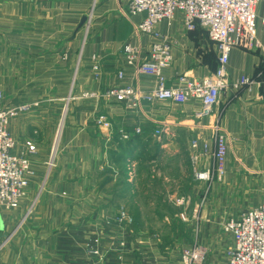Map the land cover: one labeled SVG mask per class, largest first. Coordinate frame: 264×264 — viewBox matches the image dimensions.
<instances>
[{
  "label": "crops",
  "instance_id": "obj_1",
  "mask_svg": "<svg viewBox=\"0 0 264 264\" xmlns=\"http://www.w3.org/2000/svg\"><path fill=\"white\" fill-rule=\"evenodd\" d=\"M256 12L262 48H233L227 74L229 82L259 76L260 84L226 88L214 114L199 119L200 102L144 103L138 110L106 96L118 86L157 87L154 77L123 63L126 44L139 45L143 56L151 44L149 36H137L143 18L130 13L128 0H0L3 107L39 104L10 124L14 152L23 153L28 140L37 152L29 157L35 177L28 197L17 210L0 207V243L6 239L0 264H156L162 256L154 234L139 238L137 231H153L155 220L180 223L181 212L188 215L182 229L198 227L206 261L226 264L234 237L223 223L264 198V0ZM89 15L88 33L82 27L74 37ZM156 28L172 45L167 87L216 72L218 52L203 29L186 31L181 15ZM121 69L125 77L119 80ZM101 116L110 128L99 125ZM217 119L228 138L226 175L207 186L194 178L190 140L211 141ZM136 128L139 135L123 139ZM160 129L165 132L156 136ZM211 160L206 157L199 168ZM179 198L187 204L177 206ZM121 209L133 224L108 225L106 219Z\"/></svg>",
  "mask_w": 264,
  "mask_h": 264
},
{
  "label": "built area",
  "instance_id": "obj_2",
  "mask_svg": "<svg viewBox=\"0 0 264 264\" xmlns=\"http://www.w3.org/2000/svg\"><path fill=\"white\" fill-rule=\"evenodd\" d=\"M128 1L130 13L143 18L137 27V36H149L151 44L145 56H143L142 48L133 41L126 44L122 50L123 63L126 67L135 68L139 75L154 77L157 80V87L150 91H141L133 86H118L109 89L106 96L138 110L142 109L144 103L169 102L184 105L188 102H200L202 109L197 117L203 119L214 114L222 92L226 88L231 87L235 91L252 90L255 85L260 84L259 76H242L229 82L227 66L233 48L248 51L262 48L257 37L256 12L261 0ZM176 15H181L186 31L193 32L201 28L207 33L208 39L215 43L218 52V68L210 77L200 80L183 77L180 79L181 85L167 87L165 71L173 63L172 45L167 36L156 27L162 22H171ZM90 20L91 15L87 17L83 26L86 34ZM96 58L97 56L94 57ZM124 77L125 71L121 69L117 78L122 80ZM73 87L74 83L72 90ZM90 96L92 94H85L86 98ZM4 98L0 90V207L11 212L17 210L22 201L28 197V190L35 177L29 157L37 152V148L32 141L28 140L25 142V151L16 154L14 152L16 140L10 131V124L13 119L30 112L39 104L24 103L6 109L3 107ZM98 123L107 129L111 126L106 116L99 117ZM219 124L217 119L211 141L200 138L190 140L194 178L207 186H211L214 182H222L226 175L228 138L222 133ZM164 132V129H160L155 134L161 136ZM140 133L141 129L136 128L132 133H123L122 137L129 140ZM206 157H211V163L209 167L200 169L199 166L204 163ZM205 197L206 194L200 206L204 204ZM187 202L185 198H179L175 204L182 207ZM35 204L36 200H33L26 216L32 212ZM180 216L184 222L188 219L186 212H181ZM106 223L122 228L132 225L133 217L125 209H121L118 214L106 219ZM222 230L234 237V247L228 251L226 264H264V198L259 206L242 212L238 217L227 219L222 225ZM5 245L6 239L0 243V253ZM92 253L97 254V251ZM206 257L207 249L196 241L183 249L180 263L206 264Z\"/></svg>",
  "mask_w": 264,
  "mask_h": 264
},
{
  "label": "rangeland",
  "instance_id": "obj_3",
  "mask_svg": "<svg viewBox=\"0 0 264 264\" xmlns=\"http://www.w3.org/2000/svg\"><path fill=\"white\" fill-rule=\"evenodd\" d=\"M176 212L179 213L180 210L178 209ZM147 214L149 218L150 217L153 218V215H149V211ZM177 219L178 220L180 219L179 220L180 223H177L178 221H176L174 224H170V223H164L163 221L160 222L155 220L153 225L154 229H152L153 231L143 228L141 229V226H140V230L137 231L142 233L141 235L139 234L137 235V237L139 238L140 237L152 238L153 236H151L150 234H154L155 237L153 238L156 240V243L158 244L162 256V260L157 262L156 264H181L179 259L183 249L193 245L194 242L197 241L196 237L199 231L198 227L195 226L192 231L190 230L185 231V229L184 228L182 229L180 225L184 227L185 226L184 224L185 223L188 224V222H184L181 219L180 214L176 218V220ZM131 229H133V227ZM206 264H209V262L206 261Z\"/></svg>",
  "mask_w": 264,
  "mask_h": 264
},
{
  "label": "water",
  "instance_id": "obj_4",
  "mask_svg": "<svg viewBox=\"0 0 264 264\" xmlns=\"http://www.w3.org/2000/svg\"><path fill=\"white\" fill-rule=\"evenodd\" d=\"M86 21H87V17L85 16V17L82 18L81 23H80V25H79L76 33L74 34V37L76 36L77 32L84 26V24L86 23ZM6 238H8V236H6Z\"/></svg>",
  "mask_w": 264,
  "mask_h": 264
}]
</instances>
